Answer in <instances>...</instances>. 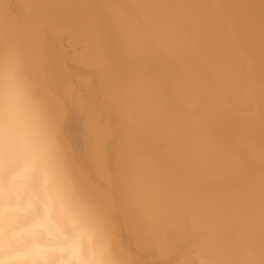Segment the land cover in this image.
Masks as SVG:
<instances>
[{"label": "bare ground", "instance_id": "bare-ground-1", "mask_svg": "<svg viewBox=\"0 0 264 264\" xmlns=\"http://www.w3.org/2000/svg\"><path fill=\"white\" fill-rule=\"evenodd\" d=\"M214 1L0 0V72L11 45L117 264H264V63L245 62L264 56V3L242 30ZM225 27L250 49H211ZM156 38L182 59L144 53Z\"/></svg>", "mask_w": 264, "mask_h": 264}, {"label": "clouds", "instance_id": "clouds-1", "mask_svg": "<svg viewBox=\"0 0 264 264\" xmlns=\"http://www.w3.org/2000/svg\"><path fill=\"white\" fill-rule=\"evenodd\" d=\"M0 72V264H117L56 134L16 71ZM197 264H212L197 258Z\"/></svg>", "mask_w": 264, "mask_h": 264}, {"label": "rangeland", "instance_id": "rangeland-1", "mask_svg": "<svg viewBox=\"0 0 264 264\" xmlns=\"http://www.w3.org/2000/svg\"><path fill=\"white\" fill-rule=\"evenodd\" d=\"M210 1H212V0H210ZM213 1H214V0H213ZM215 1H216V2L218 1L217 3H218L219 5H220V4L222 3V1H223V5H225L226 2H227V4H228V1H229V0H227V1H226V0H225V1H224V0H215ZM215 1H214V2H215ZM235 1H236V2H235ZM242 1H243V2H241V1H239V0H234V1H233V0L231 1V0H230L229 2H231V4L229 3L228 6H227V4L225 5V7H224L222 4L220 5V6L222 7V12H224V11H225V12H224L223 14L220 13L219 16H220V17L222 16V17H221L222 20L225 19V18H227V19L223 20V22L225 23V25H227L226 22H228V21H231V22H232V21L235 20V21H234V23H235L234 26H236L237 28H241L242 30H244V29H249V28L252 26V23H250L248 20H246V19H247L246 16H247V14H250V12H251V13H255V12H256L255 10L258 11V9H260L259 6H260V7L262 6V5H260V4H263V3H264V0H263L262 3H261L262 0H258L259 3H258L257 1L253 2L252 5L248 7L249 9L247 8L248 12L250 11L249 13H248L247 11H245V12H240V10H238V9H239V8H238L239 6H236V5H238V4H239V5H240V4L242 5V4L245 2V0H242ZM248 1H249V0H248ZM224 2H225V4H224ZM233 2L235 3V6H234V3H233ZM237 2H238V3H237ZM239 2H240V3H239ZM254 3H255V4H254ZM112 4H113L114 6H113ZM256 4H257L258 6H257ZM253 5H254V9H255V10L252 9V8H253ZM111 6H112L113 8H118V7H120V1L112 2V3H111ZM116 6H118V7H116ZM231 6H232L233 8L235 7L234 9H235L236 11H235L233 8H231V9H232V10H231V9H230ZM256 6L258 7V9H257ZM228 7H229V8H228ZM250 7H251V8H250ZM255 7H256V8H255ZM224 8H225L226 10H224ZM118 9H120V8H118ZM252 10H253V11H252ZM226 11H227V12H226ZM230 11H232V12H231V13H228V12H230ZM238 11H239V12H238ZM115 12H116L115 14L119 16V19H120V17H122L121 19L124 18V19H125V20L123 19L124 21L128 20L129 17H128L127 15H125V12L122 13L121 10H120V11H119V10H116ZM117 12H118V13H117ZM237 12L240 13L239 16H241V17H239V18L241 19V22H240V19L237 17V16H238V13H237ZM225 13H228V14L226 15ZM236 13H237V15H235ZM246 13H247V14H246ZM123 14H124L125 17H126V16H127V17H126V18L123 17ZM126 14H127V13H126ZM224 14H225V15H224ZM229 14H230V15L234 14V15L230 16ZM116 15H115V19L118 18ZM223 15H224V17H223ZM228 15H229L230 17H229ZM226 16H227V17H226ZM244 16H245V17H244ZM148 17L150 18V20L148 19ZM234 17H235V18H234ZM236 18H237V19H236ZM20 19H21V17H20V15L18 14L17 17H16V21H19ZM119 19H116V20H119ZM228 19H229V20H228ZM244 19H245V20H244ZM123 20H122V21H123ZM226 20H227V21H226ZM146 21H149V23H151V21H152V17H151V15H148V14H147ZM237 21H238V22H237ZM242 21L245 22V25H244V23H243ZM126 22H127V21H126ZM128 22H129V20H128ZM239 24H240V25H239ZM247 24H249V25H247ZM262 28H263V27H262ZM204 29H205V27H204ZM207 29H208V28H207ZM260 29H261V26H260ZM206 31H207V30H206ZM223 31H224L225 33H223ZM226 31H227L226 27H225V29H224V28L222 29L221 34H219V36H220V37L222 36V37H221V38L218 37L220 40L216 39V43H213L215 40H214V41H213V40L210 41L209 45H211V49H214V48L217 49V47H221V46H223L222 44H226V43H228L227 45H229L228 47L230 48V52H233V53H234V52H236V51L238 50V48H237V50H235L236 47H237V44H236V43H237V41H238V40L235 41V40L237 39V38L235 37V35H234L235 32L233 33L232 30H229V33H228V32H226ZM231 31H232V32H231ZM26 33H27V32H20V33L16 36V41H17V43H19V42H23V41H25V40L27 39V35H26ZM226 33H228V34H226ZM229 34H230V36H229ZM224 35H225V36H224ZM226 35H227V36H226ZM223 36H224V37H223ZM232 36H234L235 39H234V38L232 39V38H231ZM225 37H227V38H226V41H224V40H225ZM222 38H224V39H222ZM156 39H157V40H156L155 44H156V43L158 44V42L161 41L159 44L162 45V48H166V47H167V50H168V51L170 50V49L168 48V46L166 45V43H164V41H163L162 39H159V38H156ZM158 39H159L160 41H158ZM221 39L224 41V43H223V41H221ZM227 40H229V41H230V40H232V41L234 40V41L231 42L232 44H231V43L229 44V41L227 42ZM250 40H251V39H248V41L245 40V39L240 40L241 43L243 42V43H242V46H241L240 41H238V42H239V43H238V47H239V49H240V50H243V51H244V50H245V51L248 50V48L250 47V45L253 44L252 41H254V40H251V42H250ZM157 41H158V42H157ZM162 41H163L164 44L162 43ZM217 41L220 42L219 45H218ZM234 42H236V43H235V44H236V47H235V45L233 44ZM244 42H245V46H244ZM246 42H247V43H246ZM249 42H250V44H249ZM211 43H213V44H211ZM221 43H222V44H221ZM39 44H40V43H39ZM39 44H37L36 46L38 47ZM151 44H152L151 48L149 47L150 44L146 46L147 48L145 47L147 50L145 49L144 53H146V52H147V53L154 52V50L157 49V48H159L158 46H160V45L158 44V45H155L156 47L153 48L154 43L152 42ZM214 44H215V46H213ZM247 44L249 45V47H247V46H248ZM164 45H165V46H164ZM209 45H208V46H209ZM208 46H207V47H208ZM148 47H149L151 50H150ZM209 47H210V46H209ZM213 47H214V48H213ZM234 47H235V48H234ZM242 47H243V48H242ZM246 47H247V48H246ZM162 48H161V50H160V48H159V50L157 49L155 52L158 53V52L161 51L160 53L163 54V51H165V49L162 50ZM241 48H242V49H241ZM249 49H250V48H249ZM167 50L164 52V54L167 52ZM231 50H232V51H231ZM172 52H173L174 54H173ZM177 52H178V53H177ZM177 52H176V51L174 52V51H171V50H170L169 53H168V52L166 53V55L169 56L168 54L171 53V54H170V58H171V59H172V58L175 59V60H176V59H180V56H181V59H182V55H181L180 51L178 50ZM160 53H159V54H160ZM226 53H227V52H226ZM172 54H173V55H172ZM177 54H179V55H177ZM175 55H176V56H175ZM171 56H173V57H171ZM178 56H179V57H178ZM225 56H228V55H223V59H224V60L221 58L223 61H229L230 59L232 60V59L234 58L233 55H232L231 57H229V56H230V55H229V56L226 58V59H227V60H226V59H225ZM177 57H178V58H177ZM229 58H230V59H229ZM259 58H260V59H259ZM255 59H256V60H255ZM256 61H258V62H256ZM119 62H120V61H115V64H118ZM245 62H246V63L248 62L249 65H254L255 62H256V63H261V62L264 63V56H263V57H258V58H252V59H249L248 61H245ZM135 63H136V59L133 58V59H127V60H125V61H122V62H120L119 64L123 65L124 67H127V69H129L130 72H131V69H130V68H132V65H134ZM182 63H183V62H182ZM252 63H253V64H252ZM256 63H255V64H256ZM145 64H147V63H145ZM183 64H185V65H183V66L185 67V66H186V63H183ZM189 65H190V64H188V65H187L188 67L186 66L187 68H186V67H185V68H186V69L189 68V70H188L189 72H192V71L194 70L193 73H194V72L196 73V72H197V69L195 68L196 65L194 66V64H192V65H190L191 67H189ZM193 66H194V67H193ZM192 67L195 68V69H193ZM195 70H196V71H195ZM141 71H142V70H141ZM142 73H143V72H142ZM141 75H142V74H141ZM141 75H140L139 78H138L139 81H140V80L142 81V79H143L144 76H145V74H144L142 77H141ZM202 75H205V74H199V76H200L201 79L206 78V75H205V77L202 76ZM251 77H252V78H250V79L255 78L254 75L251 76ZM262 77H263V76H262ZM258 78H259V76H258ZM258 78H257V80H258ZM243 79H244V78H242V79L240 78L239 80L242 81ZM250 79H248V80H250ZM245 80H247V79H245ZM254 80L257 81L256 79H254ZM259 80L262 81V82H260V83H264V82H263L264 79H263V80H262V79H259ZM257 82H259V81H257ZM216 85H217V84L214 83V84L211 85L208 89H206V93H207V96H206V97H208V98L211 97L212 93L215 91L214 88L216 87ZM213 89H214V90H213ZM231 91H232V92H231ZM234 91H235V90L227 91V92L224 94L223 98H230V97L233 95ZM209 95H210V96H209ZM244 131H245V130H244ZM218 139H220V138L218 137ZM256 140H257V139H256ZM246 175H248V177L245 176V174H244L245 179H246V177H247V178H252V177H251V176H252V172H248V174L246 173ZM241 176H243V175H241ZM244 176H243V177H244ZM253 176H254V175H253ZM239 178H240V177H239ZM241 178H242V177H241ZM241 178H240V179H241ZM104 189H105V188H104ZM106 189H107V188H106ZM206 189H208V187H207ZM206 189H205V190H206ZM208 190H209V189H208ZM101 191H102V189H101ZM101 191L99 190L98 193H100ZM103 191H105V190H103ZM106 191H107V190H106ZM206 191H207V190H206ZM206 191H205V192H206ZM104 193H105V192H104ZM207 193H208V191L206 192V194H207ZM106 194H108V191L104 194V195L106 196V198H107V195H106ZM208 194H210V192H209ZM101 195H102L101 198L104 199L105 197H103V192H102V194H101V193L99 194V196H101ZM198 196L200 197V195H198ZM198 196H196L195 201L199 198ZM246 197H247L248 199H250V200H254V197H252V195H248V194H247ZM106 198H105V202L108 201V199H107V201H106ZM255 198H256V197H255ZM255 205H257V203H255ZM253 206H254V203H253ZM257 206H258V205H257ZM257 206H255V209H256Z\"/></svg>", "mask_w": 264, "mask_h": 264}]
</instances>
